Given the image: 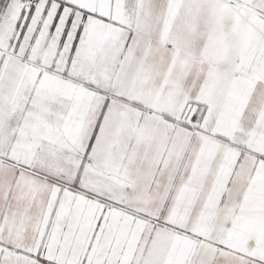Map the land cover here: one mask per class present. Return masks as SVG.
Here are the masks:
<instances>
[{
	"label": "snow or ice",
	"instance_id": "snow-or-ice-1",
	"mask_svg": "<svg viewBox=\"0 0 264 264\" xmlns=\"http://www.w3.org/2000/svg\"><path fill=\"white\" fill-rule=\"evenodd\" d=\"M0 264H264V0H0Z\"/></svg>",
	"mask_w": 264,
	"mask_h": 264
}]
</instances>
